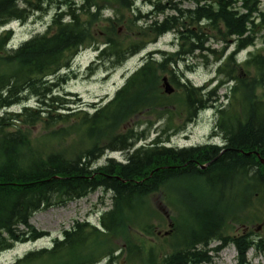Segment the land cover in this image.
I'll list each match as a JSON object with an SVG mask.
<instances>
[{
    "label": "trees",
    "instance_id": "trees-1",
    "mask_svg": "<svg viewBox=\"0 0 264 264\" xmlns=\"http://www.w3.org/2000/svg\"><path fill=\"white\" fill-rule=\"evenodd\" d=\"M138 1L64 0L45 32L9 49L7 27L43 14L53 1L0 0V255L51 235L31 223L39 211L99 189L112 200L98 223L77 220L49 246L10 264H208L231 244L239 264H249L251 247L264 252V235L245 229L264 224V98L258 95L264 55L243 65L233 55L227 58L218 73L234 84L224 96L218 95L219 86H196L187 76L194 70L190 60L206 50L208 38L235 36L243 48L255 39L246 40L248 23L254 35L257 25L234 15L219 20L217 12L205 20L202 0H192L193 8L148 0V12ZM109 8L112 14L106 15ZM167 33L175 34L177 49L148 52L105 103L85 107L58 91L83 50H96L94 61L111 72ZM164 78L175 93L165 92ZM209 108L215 117L211 137L221 136L222 145H169L171 136ZM158 122L156 137L148 141L147 125ZM44 138L60 147L42 148ZM114 152L124 158H108ZM103 156L107 160L99 164ZM160 193L175 216L169 236L156 243L146 237L159 239L155 220L166 221L155 204ZM213 242L219 244L213 248Z\"/></svg>",
    "mask_w": 264,
    "mask_h": 264
},
{
    "label": "rangeland",
    "instance_id": "rangeland-1",
    "mask_svg": "<svg viewBox=\"0 0 264 264\" xmlns=\"http://www.w3.org/2000/svg\"><path fill=\"white\" fill-rule=\"evenodd\" d=\"M48 9L42 14L33 15L28 22H12L7 29L12 30V42L15 45H19L26 39L31 38L37 33L44 31L53 16L57 6L63 3L64 0H52ZM81 1V0H76ZM154 2L159 0H153ZM178 1L179 7L191 8L195 6V2L192 0H160L162 4L172 6ZM264 2V0H262ZM143 12L152 10V6L148 0H139L137 2ZM112 8L106 11V15L112 14ZM173 13V11H168ZM164 15H161L163 17ZM123 35H127L128 32L125 29H121ZM255 44L248 50H244L238 56V60L242 61L249 55V50L252 52L263 51L264 52V27L260 29L255 35ZM176 36L173 33H167L160 37L157 42L149 44L143 51L137 53L125 61L117 69L107 72L106 65L96 63L95 57L97 52L94 49L83 50L76 58L73 68L69 71L70 80L64 86H59L60 92L65 95V98L69 101L81 102L85 104V107H91L93 104L103 103L108 99L112 98L115 92L125 83L127 77L136 70L142 63L144 56L153 50H175L178 47ZM103 40V37L100 39ZM206 46H209L211 50L222 48V42L217 41L214 37L206 41ZM235 48L232 45L231 52ZM204 54L206 57H204ZM196 53V55L190 60V64L194 65V70L188 72V78L196 85L203 86L204 84L211 82V88H216V84H219L222 80H226L227 77L223 74L218 73V68L223 65L226 61L224 57L219 58L212 54L210 51H203ZM90 68H93L92 70ZM253 71V69H249ZM218 95L223 96L225 94V88L219 84L217 91ZM69 94V95H66ZM258 95L264 98V88H260ZM34 103V102H32ZM90 105V106H88ZM92 108V107H91ZM93 111V110H92ZM156 123L150 129L149 140H153L157 135V129L159 128ZM215 125V117L212 111H205L199 117V119L187 128L171 136L170 144L178 148L190 145H201L210 140V135ZM188 134L187 136H185ZM221 142L222 140H216ZM61 146L65 144L61 141ZM74 145L73 142L70 143ZM69 144V145H70ZM41 147L50 150L52 148L60 147V143L57 140L51 138L41 139ZM109 157H114L118 160L124 158V154L120 152L111 153ZM107 160V156H103L98 159L99 164H103ZM155 204L161 209V214L166 219L165 222L162 220H155V223L160 224L158 231L160 230L161 235L158 234L159 239L156 237L147 236L151 242L161 243L165 239V231L169 230L170 217L175 216V211L172 206H168L164 203L165 194L160 193L155 196ZM154 202V200H153ZM112 205L111 194L106 193L104 190L99 189L89 196L70 202L64 207H52L46 210L39 211L34 214L31 218V223L39 230L50 232V236L38 239L35 242H28L16 245L13 249H10L0 255V264H10L18 256L23 255L29 250L38 249L43 246H49L52 240L57 237H61L64 230L70 229L75 221L90 220L93 223H98L100 214L108 210ZM169 215V216H168ZM259 226V227H258ZM246 231H254L257 234L264 235V224L254 223L250 224L245 228ZM243 227L236 230L237 233L242 232ZM218 242H213L211 247H216ZM248 263L249 264H264V254L256 256L253 248L248 251ZM213 261L208 264H239L238 250L235 245H227L222 251L213 255Z\"/></svg>",
    "mask_w": 264,
    "mask_h": 264
},
{
    "label": "flooded vegetation",
    "instance_id": "flooded-vegetation-1",
    "mask_svg": "<svg viewBox=\"0 0 264 264\" xmlns=\"http://www.w3.org/2000/svg\"><path fill=\"white\" fill-rule=\"evenodd\" d=\"M202 4L206 9V15L204 16L205 20H212V15L215 12L220 13L219 20H226L223 17L226 15H234L244 19L248 18V20H255L257 23H259V20H261L260 23L264 20V2H262V0H202ZM221 4L228 8L227 11H222ZM242 9L245 11L242 12ZM220 27L223 30L226 28L224 23H221ZM249 28L251 29L246 32V40H251L253 37V33L251 31L253 29V25L251 24ZM207 31L209 34L210 30L208 29ZM221 42L222 48L215 51L220 53L222 56H225L228 53L232 45H235V48L231 51V53L235 54L240 45V40L237 38H228L227 40H223ZM258 52L263 51H257L256 53Z\"/></svg>",
    "mask_w": 264,
    "mask_h": 264
},
{
    "label": "water",
    "instance_id": "water-1",
    "mask_svg": "<svg viewBox=\"0 0 264 264\" xmlns=\"http://www.w3.org/2000/svg\"><path fill=\"white\" fill-rule=\"evenodd\" d=\"M164 88L168 94H172L175 91V88L171 85V83L167 80V78H164ZM246 154H250V153H246ZM204 167L205 165L203 166V168Z\"/></svg>",
    "mask_w": 264,
    "mask_h": 264
},
{
    "label": "bare ground",
    "instance_id": "bare-ground-1",
    "mask_svg": "<svg viewBox=\"0 0 264 264\" xmlns=\"http://www.w3.org/2000/svg\"><path fill=\"white\" fill-rule=\"evenodd\" d=\"M205 14H206V12H205ZM205 16V15H204ZM206 41H208V39L206 40ZM205 47H206V51H210V47L209 46H206V43H205ZM205 51V50H204ZM196 53H198V52H196ZM59 86H62V84L61 85H59ZM59 86L57 87V88H59ZM58 91L60 92V90L58 89ZM171 141V140H170ZM205 144H207V143H205Z\"/></svg>",
    "mask_w": 264,
    "mask_h": 264
}]
</instances>
